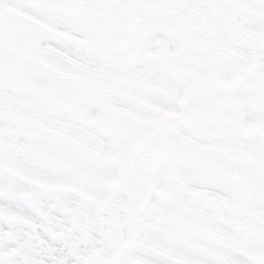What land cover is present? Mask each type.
<instances>
[{
    "label": "snow or ice",
    "instance_id": "obj_1",
    "mask_svg": "<svg viewBox=\"0 0 264 264\" xmlns=\"http://www.w3.org/2000/svg\"><path fill=\"white\" fill-rule=\"evenodd\" d=\"M0 264H264V0H0Z\"/></svg>",
    "mask_w": 264,
    "mask_h": 264
}]
</instances>
